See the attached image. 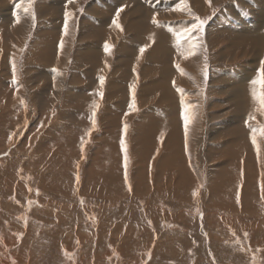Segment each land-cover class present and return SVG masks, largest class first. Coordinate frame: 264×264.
Segmentation results:
<instances>
[{
  "label": "rangeland",
  "instance_id": "374dc122",
  "mask_svg": "<svg viewBox=\"0 0 264 264\" xmlns=\"http://www.w3.org/2000/svg\"><path fill=\"white\" fill-rule=\"evenodd\" d=\"M22 1L0 0V36H2L0 48L5 52L1 55V51L0 56L6 62H0L2 64L0 79H7L9 83L3 88L5 92L0 91V93L7 96L10 103L12 100L25 102L12 113L13 116L8 118L10 124L12 120L15 121V126L6 123V128L3 127L6 132L4 131L0 136V184L4 182L8 186L6 191L0 189V231H11L14 226L22 229L23 231L19 233L11 232V235L18 240L17 246H20L28 235L30 240H35L37 243L41 241L40 245H35H39L40 248L36 249L35 253L39 264L50 262V264H64V261L70 257L79 260L81 253L90 254L92 261L99 260L104 264H264V222L256 210L254 211L256 213L251 215L242 211L248 206L249 209L255 207L259 200L264 203V195L260 198L259 194L260 183L257 182L258 185H254V190H247L242 196L237 190L234 193L225 190L226 185L234 179L235 171L241 172L242 159L248 168L250 166L251 170H255L256 178L264 175L261 174L264 173V152L263 149L260 152V145L257 144L258 138L261 146L264 143V138L262 140L260 138L261 129L254 133L247 126L255 125L257 121L262 120L261 123L264 125V105L262 106L260 100L252 94L255 89L257 96H264V84L252 83L253 80L260 79L261 68H264V31L260 38L259 35L254 36L256 37L254 40L249 35L243 38L232 30H224L238 21L240 15L251 17L252 6L253 4L256 6L259 0L258 3L256 0H211L210 4L208 0H143V2L139 0L141 3L148 1L147 7L150 6V2L154 5L153 8H140V12L135 7L138 0H71V2L32 0L31 5L26 0L30 25L25 34L21 27H13L21 25L20 22L16 24L15 13L26 4ZM168 1L169 4L171 3L170 7L156 8L157 5H163ZM121 7L123 11L119 13L118 22L123 30L113 23L117 19L116 12ZM231 7L235 8L236 12H231ZM217 15H221L223 19L219 23L214 20ZM160 17L167 21L165 27L161 24ZM197 17L207 21L204 31L187 33L185 30L197 23ZM104 22L106 27L103 25ZM65 24L71 30L67 33V35L70 33L69 39L64 33ZM141 28L144 30L142 31ZM12 31L16 36H10ZM162 33L167 35L166 40L169 42L160 44L153 52L158 44L157 36ZM8 36L12 37L11 41L18 38V43L6 47ZM161 37L163 36H159ZM61 40L64 42L63 49L60 48ZM122 42L126 43L121 46ZM170 43L174 48L177 45L176 48L170 49ZM106 44L112 46L110 54L105 51ZM141 48L145 49L143 53L140 52ZM65 49L66 54L62 57ZM189 52L195 54L188 55ZM232 54H239V58ZM12 55L14 57H11ZM193 57L198 62H194L197 64L191 69L192 72L195 70L193 73L197 75L188 82L185 74L177 71V65L185 68L186 71L190 70L188 64ZM12 62L15 63V70ZM109 64L112 69L114 66L113 72H108ZM41 72L47 73L48 76L42 74L40 78L34 76L36 74L38 76ZM57 72H62L64 75L60 89L54 76ZM101 77L104 78V87L108 88L112 100L110 99L111 103H108V98L103 95V105L97 108L100 131H103L102 135L108 140L106 138V141L97 140L96 143H100L98 146L104 149L106 155L100 152L102 155L96 158V161L92 156L90 157L91 153L82 157L79 147L85 143H88L91 150L96 147V145L94 147L95 139L93 142L88 141L90 132L94 129L90 124L91 120L88 119L94 110L92 104L96 98L93 96L97 94V97L99 96ZM244 77L246 80L242 81ZM116 80H122L123 83L125 81V86H118L114 83ZM113 83L114 85H109ZM180 85L185 90L191 91L189 95ZM118 87L121 88V92L115 90L119 89ZM81 88L85 90L81 91ZM51 98L55 105H39L42 101ZM112 101L116 103L123 101L122 109H115ZM133 103L135 106L136 103L141 104L140 110L150 111L152 116L146 112L143 114L144 120L139 118L141 127L145 128L141 131L143 138L152 141L145 140V144L138 147L140 150L137 148V151H134L136 157H140L143 163L138 165L136 170L139 168L143 173L134 174L135 177L132 179L125 176L128 174L125 170L127 160L123 154L124 137L129 129L125 132L123 116L131 114ZM69 112H74L76 117H72L71 120L64 117ZM249 117H254L256 120ZM202 119L205 123L203 125L205 131L200 132L204 134L202 162L197 158V165L199 162L202 168L200 171L203 180L200 181L193 168L191 169L193 157L189 155L191 153L189 150L196 147L193 141L198 138L196 132L202 128ZM112 120H116V123L111 126ZM234 120L237 121L231 126L230 121ZM74 121L75 125L72 123ZM54 122H60L58 124L60 126L52 130L51 125ZM70 125L74 127L68 129L72 127ZM192 127L195 133L190 132ZM234 127H236L235 131H233ZM136 129L134 128L133 131L134 139L139 138L136 132L139 134L140 131ZM254 134L257 136L255 144L252 140ZM232 140L235 142L230 144ZM45 142L50 145L45 147ZM36 143L49 151L46 158L39 159V156H36L32 162L27 156L32 154L33 149L35 150ZM163 144L168 145L166 148H171L170 159L173 164L167 165V171L168 174L176 176L175 185L171 187L170 192L151 198L145 194L153 188L151 177L155 175L150 172V164L156 158L154 157L156 151L161 150ZM57 148L63 159L52 162V151L58 150ZM241 155L244 157L241 158ZM237 159L240 161L238 162ZM91 161L92 163L96 161V165L91 164ZM75 163H81L80 170L76 172ZM63 164L70 170L67 168L62 170ZM103 164L106 172L102 173L100 166ZM64 171L63 177L68 178L70 184L62 179L63 182L57 186L59 195H53L49 187L45 190L41 185L43 176L47 183L49 178L52 179V174H60ZM187 175L189 181H183ZM24 180L30 187L27 194L29 199L26 200L20 196L22 190L19 182L23 183ZM105 184L110 186L104 187ZM10 185H13L12 189L15 186L13 191L18 193L17 197L16 193L9 195L12 191L8 190ZM101 188L105 189L106 193L101 191ZM48 197L53 199V204L69 206L68 203H71L70 206L73 208L66 207L67 211L62 213V218L68 217L69 222L82 226L89 234L88 242L80 244L79 249L75 248L67 253L64 251L65 248L56 251L54 247V238L62 241L65 238L64 233L61 234L62 231L65 229L66 232L72 227L65 224L67 221L60 223L49 220L52 224H48V220L39 219L35 214V216L31 214L33 211L30 206L31 201L37 202L44 208L45 203H41V199L47 202ZM252 198L255 200L252 201ZM10 199L16 203H13V206L18 203L21 210H9L4 206ZM236 200L240 202L237 203ZM85 205L87 213H82ZM55 211L59 213L57 207ZM238 211L240 213H237ZM22 214H27L26 219L22 218ZM30 214L32 216L29 217ZM217 214L222 221H217ZM33 219H38V222ZM43 221L45 223H42ZM22 223H25L24 229L20 227ZM51 226L59 231L54 233V237L47 232L37 238L36 230L41 232L40 230L45 231L47 228V231ZM35 227L37 228L34 229ZM132 232L134 235L130 237ZM2 237H6L5 232H2ZM123 243L126 244L121 250ZM81 246L86 248L83 249ZM13 249L14 247H10L8 250L10 252ZM97 254L103 258L98 259Z\"/></svg>",
  "mask_w": 264,
  "mask_h": 264
},
{
  "label": "bare ground",
  "instance_id": "6f19581e",
  "mask_svg": "<svg viewBox=\"0 0 264 264\" xmlns=\"http://www.w3.org/2000/svg\"><path fill=\"white\" fill-rule=\"evenodd\" d=\"M142 2H143V0H141ZM22 2H26V4H24V5H22L23 6V8H19V9H17V13H15V14H17V16H19V24H21V25H14L13 27L14 28H17V27H21L20 29L24 32V34L27 32V30H28V26L30 25L29 23H30V18H29V13L28 12H25V9H29L28 8V6H27V1L26 0H23ZM55 3V2H54ZM148 3V1H145V3H141L139 0H138V3L136 4V8H138V10L140 9V8H143V7H146L147 9L148 8H153V3H151L150 2V6L149 7H147V4ZM256 3H258L257 2V0H256ZM140 5V6H139ZM170 5H171V3L169 4V1L168 2H164L163 3V5H157L156 6V8H163V7H165V6H167V7H170ZM105 6V5H104ZM162 6V7H161ZM47 7V6H46ZM146 8H145V10H146ZM231 9V12L233 11V13L234 12H236V9L235 8H233V7H231L230 8ZM229 9V10H230ZM14 10V9H13ZM252 14L250 15L251 17H248L247 15L246 16H242V15H240L241 17H239L238 16V21L236 20V22H233L232 23V25H231V27H226V28H224V30H232V31H234V33H239L240 35H241V37H243V36H245V35H249V37H253V39L254 40H256V37H254V36H258L259 35V38H260V35L262 34V32L264 31L263 29H264V0H259V3L255 6V4H253V6H252ZM139 12H140V10H139ZM239 13V12H238ZM143 14H145V12L143 13ZM150 14V13H149ZM240 14V13H239ZM11 16V15H10ZM14 16H16V15H14ZM16 16V17H17ZM123 16V15H122ZM1 17H3V16H1ZM104 17V16H103ZM7 18V17H6ZM15 18V17H14ZM121 18V17H120ZM124 18V17H123ZM161 18V17H160ZM251 18V19H250ZM9 19V18H8ZM17 19V18H16ZM135 19V18H134ZM250 19V20H249ZM12 20V19H11ZM100 20V19H99ZM149 20V19H148ZM161 20H162V22H161V24L164 26V24H166L167 23V21L166 20H164L163 18H161ZM217 23H219V22H221L223 19L221 18V15L219 16V15H217V18L216 19H214ZM105 21V20H104ZM13 22V21H12ZM106 22V21H105ZM105 22L103 23V25H104V27H106L105 25ZM128 22V21H127ZM181 22V20H179V22L178 23H180ZM102 23V22H101ZM135 23V22H134ZM185 23H187V21L185 22ZM225 23V22H224ZM16 24H18L17 22H16ZM150 26V25H149ZM165 27V26H164ZM23 28V29H22ZM113 28V27H112ZM145 28V27H144ZM144 28H141V30L143 31L144 30ZM19 29V32L21 33L22 31ZM11 30V29H10ZM68 30H70L69 29V27H68ZM110 30H111V28H110ZM17 31V30H16ZM150 31V30H149ZM18 32V31H17ZM23 32H22V34H23ZM69 32V31H68ZM70 32H71V30H70ZM151 32V31H150ZM229 32V31H228ZM10 33V32H9ZM264 33V32H263ZM16 33H14L13 31L11 32V35L10 36H12V35H15ZM70 34V33H69ZM67 35V38L69 39L70 37V35ZM238 34V35H239ZM1 35H3L2 33H1ZM122 35V34H121ZM136 35V34H135ZM163 36L164 37V39H163V37H161V38H159V36ZM161 35H159V36H157V40H158V44L155 46V48L153 49V52L154 51H156L157 49H158V46L160 45V44H167L166 42H169V41H167L166 39L168 38L167 37V35L165 34V33H162ZM210 35V34H209ZM10 36H8L7 37V39H8V43L6 44V47H7V45H11V46H13L14 44L13 43H18V38L15 40V41H11V39H12V37H10ZM16 36V35H15ZM235 36H237V35H235ZM263 36V35H262ZM6 37V36H5ZM215 37V36H214ZM2 38V36H0V39ZM159 38V39H158ZM244 38V37H243ZM129 39V38H128ZM247 39H250V38H247ZM210 41V40H209ZM172 42V41H171ZM1 43V42H0ZM43 43V42H42ZM126 42H122L121 43V46H123V44H125ZM174 43H176V42H174ZM244 43V42H243ZM2 44V43H1ZM118 44H119V42H118ZM4 45V44H3ZM113 45V44H112ZM175 45V44H174ZM129 46V45H128ZM173 46V45H172ZM177 46V45H176ZM176 46H175V48H176ZM0 47H2V46H0ZM169 47H170V49H175L174 48V46L173 47H171V43L169 44ZM10 48V47H9ZM12 48V47H11ZM15 48V47H14ZM6 49V48H5ZM16 49V48H15ZM67 49V48H66ZM66 49L63 51V55H62V57L66 54ZM9 50V49H8ZM2 51V49L0 48V52ZM227 51V50H226ZM194 52H196V51H194ZM17 53V52H16ZM124 53V52H123ZM3 54H5V52L4 51H2V53H1V55H3ZM9 54V53H8ZM108 54H110V52H108ZM112 54V53H111ZM195 54V53H194ZM137 55V54H136ZM195 55H197V52H196V54ZM232 55H234L235 57H238L239 56V54H232ZM261 55V54H260ZM119 56V55H118ZM7 57H8V55H7ZM11 57H14L13 55L11 56ZM5 58V57H4ZM114 58V57H113ZM191 58V57H190ZM196 58H197V56H196ZM239 58V57H238ZM0 62H5V60L3 61L2 60V56H0ZM6 59V58H5ZM11 60V59H10ZM194 62H198L196 59H195V57H193L191 60H189V64H188V66H189V68H190V70H191V72H190V70H188L187 69V71H186V69L185 68H183V67H181V66H179V68H177V71L178 72H181V73H184L185 74V78H186V80H188V82L193 78V77H196V75L197 74H195V73H193L195 70H193V72H192V69L191 68H194L195 66H196V64L197 63H194ZM6 63V62H5ZM4 63V64H5ZM13 63V62H12ZM12 63H10V64H12ZM140 63V62H139ZM145 63V62H144ZM60 64V63H59ZM94 64V63H93ZM0 65H2L1 63H0ZM45 65V64H44ZM83 65V64H82ZM87 65V64H86ZM143 65V64H142ZM140 66H141V63H140ZM142 67V66H141ZM78 69V68H77ZM7 70H9V69H7ZM43 70V69H42ZM65 70V69H64ZM86 70V69H85ZM107 70H108V72H113L114 71V66H113V69L110 67V64L107 66ZM110 70V71H109ZM141 70V69H140ZM80 71V70H79ZM155 71H156V69H155ZM7 72V71H6ZM76 72V71H75ZM83 72V71H82ZM40 74H42L43 76H48V74L47 73H44V72H41V73H39V77L37 76V74L36 75H34V76H36L37 78H40ZM52 74H53V72H52ZM86 74H88V73H86ZM149 74V73H148ZM162 74H164V73H162ZM17 75V74H16ZM225 75V74H224ZM235 76L236 75H240V74H234ZM18 76V75H17ZM55 80H56V83H57V85L59 86L58 87V89H60V86L62 85V83H63V80H64V75H63V73L62 72H57V73H55ZM14 77V76H13ZM42 77V76H41ZM220 77V76H219ZM222 78H223V76H221ZM229 77V76H228ZM234 77V76H233ZM242 77H243V75H242ZM54 78V77H53ZM106 78V77H105ZM238 78V77H237ZM236 78V79H237ZM240 79H241V77H239ZM35 79V78H34ZM94 79V78H93ZM115 78H113V80H114ZM154 79V78H153ZM137 80H138V78H137ZM148 80V79H147ZM155 80V79H154ZM244 80H246V77H244L243 79H242V81H244ZM35 81V80H34ZM153 81V80H152ZM15 82V81H14ZM13 82V83H14ZM137 82H139V81H137ZM7 79L5 80H1L0 79V85H1V87H0V91H3L4 89V87H5V85H7ZM114 83H117V85L118 86H122V87H124L125 86V81H124V83H123V81L122 80H119V81H115ZM114 83L113 84H109V85H114ZM127 83V82H126ZM241 83V82H240ZM138 84V83H137ZM151 84V83H150ZM150 84L148 85V86H150ZM177 84V83H176ZM179 84H180V82L178 83V86H179ZM194 84V83H193ZM244 84V83H243ZM8 85H9V83H8ZM27 85V84H26ZM129 85V84H128ZM239 85H241L242 86V84H239ZM54 86V85H53ZM136 86V85H135ZM177 86V87H178ZM182 86H184V85H182ZM180 87H181V85H180ZM242 87H244V86H242ZM241 87V88H242ZM6 88V87H5ZM116 88V87H115ZM119 88V87H118ZM181 88H183V87H181ZM47 89V88H46ZM134 89H136V88H134ZM243 89V88H242ZM245 89V88H244ZM243 89V90H244ZM263 89V88H262ZM19 90H20V88H19ZM19 90H18V92H19ZM85 89L84 88H81V91H84ZM99 90L100 91H98L99 92V98L97 97V95L96 96H93L94 98H96V100H95V102L92 104V107L94 108V110H93V112H95V117H94V119H95V123H93V113L91 112V116H90V118L88 119V120H91L90 121V124H92V126L94 127V129H92V131L90 132V135H89V137H88V141L89 142H93V139H95V143H94V147H95V145H96V147L94 148V149H90L89 147H88V143H85V145H80V147H79V150H80V152L83 154L82 155V157L84 156V155H88L89 156V153H91V155H90V157L92 156V159L93 160H96V158H98V157H100L102 154H100V152H102L103 154H105V151H103L104 149L100 146H98V144H100V143H96L97 142V140L99 139V140H103V139H105L106 138V136L104 135H102V134H104L103 133V131H100V127H99V121H98V119H97V108H99V107H101L102 105H103V100H102V96L100 95V93H103V95H104V97H106V98H108V103H111V101H110V99L112 100V98H111V94L109 95V90H108V88L106 87H104V83L103 84H101V87L99 88ZM115 90H117V91H119V92H121V88H119V89H115ZM183 90L189 95V93L191 92V91H189L188 89H184L183 88ZM54 91V90H53ZM60 91V90H59ZM263 91V90H262ZM3 92H5V91H3ZM36 92V91H35ZM113 92V91H112ZM118 92V93H119ZM105 93H107L106 95H105ZM17 94V93H16ZM19 94V93H18ZM23 94H25V93H23ZM114 94V93H113ZM196 94H198V93H196ZM34 95V94H33ZM38 95V94H37ZM46 95V94H45ZM69 95V94H68ZM19 96V95H18ZM21 96V95H20ZM42 96V95H41ZM56 96V95H55ZM22 97V96H21ZM25 97V96H24ZM58 97H59V95H58ZM114 97V96H113ZM16 98V97H15ZM98 98V99H97ZM13 99V98H12ZM17 99V98H16ZM23 99V98H22ZM35 99V98H34ZM55 100H56V98H54ZM91 99H92V97H91ZM123 99V98H122ZM15 100V99H14ZM40 100H41V98H40ZM40 100H39V102H40ZM116 100H118V97H117V99ZM156 100V99H155ZM194 99H192V101H193ZM37 101V100H36ZM57 101V100H56ZM102 101V102H101ZM160 101H162V100H160ZM217 101V100H216ZM38 102V103H39ZM112 102H114V101H112ZM123 102V101H122ZM122 102H114L113 104L115 105V109H122L121 107H122ZM219 102V101H218ZM25 102H24V100H18V101H13L12 100V102L10 103L9 102V98L7 97V96H5V95H1V93H0V127H1V130H0V136H1V134L3 135L4 134V129H3V127H5L7 124L6 123H8V125H13V126H15V121L14 120H12V122H11V124H10V119H8V118H10V116H13V112L15 111V110H18L19 109V107L20 106H22L23 104H24ZM40 104H46V105H48V106H52V104H54V101L52 100V98L51 99H47V101H42L41 103H39V105ZM55 105V104H54ZM139 105V104H138ZM137 105V103H136V106H135V109H133L132 108V112H131V114L130 115H128L127 113V115H124L123 117H125V118H123L124 119V124H126L127 125V129H129V131L126 133V135H125V137H124V149H125V151L123 152V154H124V156H125V159L127 160L126 161V167H125V170H127V174L128 175H125L127 178H132L133 179V177H135V175L136 174H142L143 172L142 171H140V169L138 168L137 170H136V168H137V166L139 165L140 166V164L142 163V159L140 158V157H136L137 156V154H135V152L134 151H137V148L138 147H140L141 145H144L145 144V140H148V142H150V141H152L151 139H148V138H143V133L141 134V131H143L145 128H142L141 127V125H142V123H141V121H140V118H141V120H142V118H143V114H145L146 112H148L147 114L148 115H151V113H149L150 111H143V110H140V105L138 106ZM43 106V105H42ZM263 106V105H262ZM25 107V106H24ZM196 107H197V105H196ZM113 108V107H112ZM198 108V107H197ZM49 109H51V108H49ZM65 109V108H64ZM150 109V108H149ZM201 109V108H200ZM199 109V110H200ZM118 110V111H119ZM150 110H152V109H150ZM62 111H63V109H62ZM109 111H110V109H109ZM106 112V111H105ZM196 112V111H195ZM38 113V112H37ZM48 113V112H47ZM112 113H113V111H112ZM115 113L117 114V112L115 111ZM114 113V114H115ZM119 113V112H118ZM64 114V113H63ZM135 114H136V119H135ZM156 114V113H155ZM16 115H18V116H20L21 114H16ZM33 115V114H32ZM119 115V114H118ZM111 116V115H110ZM115 116V115H114ZM152 116V115H151ZM64 117H67L68 119H72V117L73 118H75L76 117V115H75V113L74 112H69V113H67L66 115H64ZM107 117H109V114L107 115ZM140 117V118H139ZM214 117V116H213ZM217 117V116H216ZM238 117H240V116H238ZM238 117H236V118H238ZM112 118V117H111ZM139 118V119H138ZM234 118V117H233ZM138 119V120H137ZM145 119V117L143 118V120ZM122 120V119H121ZM230 120H231V118H230ZM238 120V119H237ZM236 120V121H237ZM254 120H256V119H254ZM69 121V120H68ZM123 121V120H122ZM203 119L201 120V124H202V128H199L200 129V131H197L196 132V135L198 136V138L197 139H194V141H193V144L196 146L195 147V149L193 148V149H191L190 148V150H189V155H192V157H193V161H192V164H191V169L193 168V171L196 173V177H199V180L200 181H202L203 179H202V176H201V174H202V172L200 171V169H202V168H200V164H199V162H198V165H197V158L199 159V161L200 162H202V142H203V137H204V134L203 133H200V132H202V131H205V128L203 127V125L205 124V123H203ZM236 121L234 120V121H230V125L231 126H233L235 123H236ZM263 121V120H262ZM262 121H257L258 123H256L255 125L254 124H250L251 125V127H250V125H247V126H249V128L250 129H255L256 131H259L260 129H264V125H262ZM143 122V121H142ZM255 122V121H254ZM53 123V122H52ZM68 123V122H67ZM74 125H75V121L74 122H72ZM112 123V124H111ZM114 123H116V120H112V121H110V125L112 126ZM132 123V124H131ZM58 124H60V122H54V124L53 125H51V129L52 130H54V129H57L60 125H58ZM146 124V123H145ZM264 124V123H263ZM156 125V124H155ZM229 125V126H230ZM70 126H72V127H68V129L69 128H73L74 126L73 125H70ZM137 126V127H136ZM228 126V125H227ZM228 126V127H229ZM62 127V126H61ZM140 127V128H139ZM228 127H227V129H228ZM6 128V127H5ZM134 128H137L136 129V131H140L139 132V134H138V132H136L137 133V137H139L138 139H139V143H138V139H134V133H133V131H134ZM142 128V129H141ZM13 129V128H12ZM65 129V128H64ZM194 127H192V129H190V132L192 133V132H194ZM226 129V128H225ZM232 129V128H231ZM234 130L233 131H235L236 130V127H234L233 128ZM27 131V130H26ZM51 131V130H50ZM127 131V130H126ZM6 132V131H5ZM9 132V131H8ZM56 133V132H55ZM107 133V132H106ZM105 133V134H106ZM135 133V134H136ZM195 133V132H194ZM212 134V133H211ZM229 135V134H228ZM123 137V136H122ZM222 137H224V136H222ZM257 137V136H256ZM214 138H216V137H214ZM234 138H236V137H234ZM260 138H261V140L264 138V134H261L260 135ZM41 139V138H40ZM44 139H45V137H44ZM107 139V138H106ZM106 139H105V141H106ZM122 139V138H121ZM164 139V138H163ZM259 139V138H258ZM257 139V144H259L260 145V152H262V149H263V152H264V143H263V145L261 146V142L259 143V140ZM108 140V139H107ZM137 140V141H136ZM157 140V139H156ZM159 140V139H158ZM212 140V139H211ZM48 141V140H47ZM121 142H123V141H121ZM161 142V141H160ZM235 142V140H232L231 142H230V144H232V143H234ZM104 143V142H103ZM221 144V143H220ZM20 145V144H19ZM46 145H50L49 143H47V142H45V147H46ZM227 145V143L225 144V146ZM32 146V145H31ZM30 146V147H31ZM161 146V145H160ZM168 145L166 144H163L161 147H162V149L161 150H157L156 151V153L157 154H155V156L154 157H156L154 160H153V162H152V164H150V172L151 173H153V175H155V176H152L151 177V185L153 186V188H152V191L149 189V191L148 192H146L145 194L148 196V197H151V198H155V197H159V196H161V195H164V194H166V193H168V192H170V189H171V187L173 186V185H175L174 183V181H175V178H176V176L173 174V175H170V174H168V171H167V165H169V164H173L172 163V161H171V159H170V156H172V152H171V148L169 149V148H166ZM258 146V145H257ZM36 148H35V150L33 149V152H32V154H28L29 156H27V157H29L28 158V160L29 161H32V160H34L35 158L34 157H36V156H39V159L40 158H46L45 156H47L48 155V151H49V149H46L44 146H38L37 145V143H36V146H35ZM52 147V146H51ZM222 147V146H221ZM227 147V146H226ZM256 147V146H255ZM259 147V146H258ZM49 148V147H48ZM58 150H53L52 151V154L51 155H53L52 157H51V160H52V162H55L57 159H59V160H61V159H63L62 157H63V155H61V152H60V150H59V148H57ZM96 149V150H95ZM138 150H140V148H138ZM30 151V150H29ZM256 151V150H255ZM257 153H258V151H256ZM255 152V153H256ZM259 152V153H260ZM79 153V152H78ZM197 153H198V155H197ZM100 154V155H99ZM106 155V154H105ZM257 155V154H256ZM259 155V154H258ZM261 156V155H260ZM242 157H244V155H241V158ZM254 157V156H253ZM263 157H264V154H263ZM65 159V158H64ZM264 159V158H263ZM238 160V159H237ZM97 161V160H96ZM96 161L95 162H93L92 163V161H91V164H94V166L96 165ZM240 160H238V162H239ZM260 161H262V158H261V160ZM33 162V161H32ZM119 162V161H118ZM241 162V166L243 167H241L242 168V170H241V172L239 173V171L238 170H236L235 172H236V174L234 173V179H232L231 181H230V184L229 185H226V187H225V190H228V192H230V193H234L235 192V190H237V191H239V195L240 196H242V193L244 194V192H246L247 190L249 191V190H252L253 188H254V185L255 186H257L258 185V183L257 182H259L260 183V185H261V191H260V198L264 195V175H262V176H260L261 178H256V172H255V170H251L252 169V167H251V169H250V166H249V168H248V166L246 165V162L242 159V161H240ZM76 164V163H75ZM143 164V163H142ZM262 164V163H261ZM88 165V164H87ZM124 165V164H123ZM135 165V166H134ZM148 164H146V166H147ZM240 165V164H239ZM259 165V164H258ZM89 166V165H88ZM92 166V165H91ZM90 166V167H91ZM93 167V166H92ZM148 167V166H147ZM64 168H67V170H70V169H68V167L65 165V164H63V167H62V170H64ZM80 168H81V163H77L76 165H75V167H74V170H75V172L76 171H79L80 170ZM105 168V166H104V164L103 165H101L100 166V171H102V173L103 172H106V169H104ZM123 168V167H122ZM247 169V170H246ZM250 171H249V170ZM262 169V168H261ZM91 172H92V170H90ZM198 171H199V173H198ZM247 171V172H246ZM249 171V172H248ZM252 171H254V172H252ZM238 172V173H237ZM45 173V172H44ZM65 173V171L63 172V173H60V174H52V179L51 178H49L48 180L49 181H47V183H45V178H44V176L42 177V183H41V185L43 186V187H45V190L48 188L49 189V191L51 192V193H53V195L55 194V195H59L60 194V192H59V189L57 188V186H58V184L59 183H61V182H63V180L66 182V183H69V179L68 178H65V177H63L64 174ZM246 173V174H245ZM106 174V173H105ZM135 174V175H134ZM251 174V175H250ZM261 174H264L263 172L261 173ZM107 175V174H106ZM124 175V174H123ZM160 176V177H159ZM166 176H168L167 178H166ZM8 177V176H7ZM68 177V176H67ZM188 175L185 177V179L183 178V181H186V180H188ZM5 178V177H4ZM89 178V177H88ZM7 179V178H6ZM63 179V180H62ZM8 180V179H7ZM40 180L38 181V182H40ZM199 180L197 179V182L199 183ZM71 181V180H70ZM88 181V180H87ZM91 181V180H90ZM160 181V182H159ZM189 181V180H188ZM6 182H8V181H6ZM22 182V181H21ZM21 182H19V185H20V189L22 190V192L20 193V196H23V198L22 199H24V200H26V199H29L28 198V196H27V194L29 193V188L30 187H28V185L26 184L27 182H25V180H24V182L23 183H21ZM159 182V183H158ZM180 182V181H179ZM9 183V182H8ZM11 183V182H10ZM21 183V184H20ZM189 183V182H188ZM13 184H14V182H13ZM70 184V183H69ZM158 184V185H157ZM190 184V183H189ZM66 187H68V185H66V184H64ZM101 185V184H100ZM106 185L108 186L109 184H105L104 185V187H106ZM12 186L13 185H10L9 186V189L8 190H12L11 191V193L9 194V195H12V194H15L16 192H14L13 191V189L15 188V186L13 187V189H12ZM110 186V185H109ZM177 186V185H176ZM195 187V186H194ZM220 187L221 188H223V186L222 185H220ZM7 188H8V186H7V184H5L4 182L2 183V184H0V189L1 190H3V191H6L7 190ZM196 188V187H195ZM198 188V187H197ZM196 188V189H197ZM234 188V189H233ZM249 188H251V189H249ZM44 189V188H43ZM107 189H109V188H107ZM176 189V188H175ZM183 189V188H182ZM199 189V188H198ZM103 189L101 188V191H102ZM184 190V189H183ZM219 190H220V188H219ZM254 190V189H253ZM258 190V189H257ZM104 191V193H106V191H105V189L103 190ZM179 191H182V190H179ZM9 192V191H8ZM7 192V193H8ZM20 192V191H19ZM259 192V191H258ZM2 193H4V192H2ZM31 193V192H30ZM76 193V192H75ZM74 193V194H75ZM5 194V193H4ZM17 194L18 193H16V197H17ZM35 194V193H34ZM8 195V196H9ZM73 195V194H72ZM7 196V197H8ZM14 196V195H13ZM19 196V197H20ZM50 196V195H49ZM168 196V195H167ZM232 196V195H231ZM18 197V198H19ZM37 197V196H36ZM40 197H43V196H40ZM54 197V196H53ZM4 198H6V197H4ZM10 198V197H9ZM33 198V197H32ZM32 198H30V199H32ZM56 198V197H55ZM164 198V197H163ZM166 198V197H165ZM242 198V197H241ZM43 199H45L44 197H43ZM43 199H41V203H45V204H43V205H45L44 206V208L43 207H41L37 202H34V201H31V203H30V206H32V208L33 209H31V210H33V211H31V214L32 215H34L35 217H37V218H39V219H46V220H48L47 221V223L48 224H52V223H50L49 222V220L50 221H58V222H60V223H62V222H65V221H67V222H65V224L66 225H68V226H71L72 225V227H68L69 228V230L68 231H66L65 232V229H64V231H62V233L61 234H63L64 233V236H65V238H63L62 239V237H61V239H62V241L59 239L58 240V238H54L55 240H54V247H55V249H56V251L57 250H61L62 248H65V250L64 251H66L67 253H70L71 251H73L72 249H75V248H78L79 247V245L80 244H84V243H87L88 242V240H89V234L88 233H86L85 231H84V229H83V227L81 228L80 226H78V224L77 225H74V224H72V222H69V220L70 219H68V217L67 218H62V213H64V211H67V209H66V207H71V208H73L72 206H70L71 205V203H68V204H70L69 206L66 204V205H61V204H53V199H50L49 197H48V199L49 200H47V202H46V200L43 202ZM238 199H240V198H238ZM3 200V199H2ZM252 201H254L255 199H251ZM259 200V199H258ZM8 202L6 203V205H4V206H6L9 210H13V209H16V211H18V210H21V208L20 207H18V203H17V205L16 206H13V203L14 202H12L13 200L12 199H10V200H7ZM38 201V200H37ZM55 201H56V199H55ZM231 201V200H230ZM243 201V200H242ZM23 202V201H22ZM57 202V201H56ZM60 203H61V201H59ZM64 202V201H63ZM236 202L237 203H239L240 201L238 200H236ZM204 203V202H203ZM212 203V202H211ZM5 204V203H4ZM14 204H16V203H14ZM22 204H24V203H22ZM64 204H65V202H64ZM79 204V203H78ZM242 204V203H241ZM256 204V203H255ZM20 205V204H19ZM25 205V204H24ZM28 205V204H27ZM26 205V206H27ZM248 205V204H247ZM36 206H38V207H36ZM40 206V207H39ZM120 206V205H119ZM256 206H258L257 208H255ZM17 207V208H16ZM23 207V206H22ZM58 208L59 209V213H56L57 211H55V208ZM78 207V206H77ZM255 207H253V208H251V209H249V206H248V208L247 209H245V210H242L243 211V213H247V214H249V215H251V214H255L256 212H257V214L259 213L260 215H261V219L263 220V222H264V203H263V201H261V200H259L258 201V205L256 204L255 205ZM2 209L4 210L5 208L3 207V205H2ZM25 209V208H24ZM64 209H66V210H64ZM130 209V208H129ZM70 210V209H69ZM80 210H81V208H80ZM121 210V209H120ZM225 210H227V209H225ZM233 210V209H232ZM256 210V212H254ZM86 211V205H85V207H83L82 208V213L84 212V213H87V212H85ZM136 211V210H135ZM151 211V210H150ZM154 212H156V210H153ZM166 211V210H165ZM234 211V210H233ZM236 211V210H235ZM234 211V212H235ZM8 212V211H7ZM15 212V211H14ZM78 212H80L79 210H78ZM124 212V211H123ZM186 212V211H185ZM9 213V212H8ZM74 213H76V212H74ZM237 213H240L239 211L237 212ZM6 214V213H5ZM29 215V217L30 216H32V215ZM66 214H68V213H66ZM89 214V213H88ZM126 214V213H125ZM13 215V214H12ZM16 215V214H15ZM14 215V216H15ZM132 215V214H131ZM218 215V214H217ZM3 216V215H2ZM22 216V218H25V216H27V214H22L21 215ZM77 216V215H76ZM85 216H86V214H85ZM90 216V215H89ZM46 217V218H45ZM71 217V216H70ZM218 218H217V221H222L221 220V218L219 217V215L217 216ZM14 218V217H13ZM32 218H34V217H32ZM31 218V219H32ZM52 218V219H51ZM87 218V217H86ZM26 219V218H25ZM33 220H35V221H37L36 219H33ZM75 220V219H74ZM73 220V221H74ZM79 220V219H78ZM86 220V219H85ZM19 221V220H18ZM41 221V220H40ZM7 222V221H6ZM16 222V221H15ZM31 222V221H30ZM38 222V221H37ZM76 222H78V221H76ZM88 222V221H87ZM114 222V221H113ZM34 223V222H33ZM33 223H32V225H33ZM42 223H45L44 221L42 222ZM259 223H261V225H262V222L261 221H259ZM25 224V223H24ZM24 224L22 223L21 225H20V227L21 228H23L24 229ZM83 224V223H82ZM29 225V224H28ZM80 225V224H79ZM26 226V225H25ZM35 226V225H34ZM37 226V225H36ZM40 226V225H39ZM38 226V227H39ZM48 226V225H47ZM56 226H57V224H56ZM60 226V225H59ZM119 226V225H118ZM15 228V230L13 229V230H11V231H0V264H39L38 263V261L36 260V255H35V253H36V249H38L39 248V245H40V243H41V241L39 242V243H37L35 240H30L29 239V235L27 236V238L25 239V240H23L22 241V243H21V245L20 246H17V244H18V240H17V238L15 237V236H13V235H11V232H16V233H19V232H21V230L22 229H19L17 226H14ZM27 227H29V226H27ZM54 227V226H53ZM52 226H51V229H49V227H48V230L46 231V229H45V231L44 230H40L41 232H39L38 230H36V234H37V238L39 239L40 238V235L41 234H43V233H47V232H49V234L51 235V237H54V233L55 232H57V229H55V228H53ZM62 227H63V225H62ZM62 227H61V229H62ZM65 227V226H64ZM87 227V226H86ZM262 226H260V228H261ZM37 227H35L34 229H36ZM57 228H58V226H57ZM119 228H120V226H119ZM40 229V228H39ZM43 229V228H42ZM61 229H59V230H61ZM94 229V228H93ZM123 229V228H122ZM258 229V228H257ZM23 231V230H22ZM31 231V230H30ZM89 231V230H88ZM91 231V230H90ZM2 232H5V234H6V237H2ZM59 232V231H58ZM57 232V233H58ZM61 232V231H60ZM26 233H31V232H26ZM56 233V234H57ZM104 233V232H103ZM25 234V233H24ZM48 234V235H49ZM116 234H117V231H116ZM136 234L137 233H135V236H136ZM48 235H45V236H47L48 237ZM92 234H90V236H91ZM101 235V234H100ZM134 234H133V232H132V234L130 233V237H132ZM44 236V235H43ZM55 237H57V235H55ZM95 237V236H94ZM101 237V236H100ZM44 238V237H43ZM96 238V237H95ZM103 238V237H102ZM137 238V237H136ZM260 238H262V237H260ZM263 238H264V236H263ZM91 239H92V237H91ZM99 239V238H98ZM29 240V241H28ZM48 240V239H47ZM28 241V242H27ZM30 241H32L31 243H29ZM38 241V240H37ZM100 241V240H99ZM47 242V241H46ZM127 242V241H126ZM29 243V244H28ZM43 243V242H42ZM51 243V242H50ZM36 244H39L38 246H35ZM93 244V243H92ZM124 244H126V243H123V247H121V250H123L124 249ZM46 245V244H45ZM122 245V244H121ZM53 246V245H52ZM90 246V245H89ZM116 246V245H115ZM10 247H14V249L13 250H11L10 252H9V248ZM82 247V246H81ZM119 247V246H118ZM41 248H42V245H41ZM45 248V247H44ZM83 248V247H82ZM84 248H86V247H84ZM83 248V249H84ZM34 249H35V251H34ZM40 249V248H39ZM51 249V248H50ZM50 249H48V250H50ZM54 249V250H55ZM79 249V248H78ZM82 249V250H83ZM91 249V248H90ZM99 249V248H98ZM63 250V249H62ZM77 250V249H76ZM97 250V249H96ZM3 251H5V252H3ZM41 251H43V249L41 250ZM46 251V250H45ZM81 251V250H80ZM93 251V250H92ZM3 252V253H2ZM38 252V251H37ZM77 252V251H76ZM75 252V253H76ZM83 252V251H82ZM90 252V251H89ZM120 252V251H119ZM41 253V252H40ZM62 253V252H61ZM90 253H92V252H90ZM48 254V253H47ZM60 253H58V255H59ZM114 254V253H113ZM94 255V254H93ZM66 256V255H65ZM69 256V255H68ZM72 256V255H71ZM75 256V255H74ZM42 257V256H41ZM49 257V256H48ZM55 256L53 255V258H54ZM97 257H98V259L101 257V258H103L100 254H97ZM37 258H39V256L37 257ZM43 258V257H42ZM47 258V257H46ZM69 258V257H68ZM110 258V257H109ZM50 259V258H49ZM58 259V258H57ZM61 259H63V258H61ZM92 259V256L90 257V254H86V253H81V258L79 259V260H77L76 258H72V257H70V259H68V260H66V261H64L65 263L64 264H104V262H99V260L98 261H92L91 260ZM64 260V259H63ZM95 260V259H94ZM58 261V260H57ZM61 261V260H60ZM113 261V260H112ZM42 262V261H41ZM62 262V261H61ZM77 262V263H76ZM51 263V262H50ZM49 263V264H50ZM43 264V263H42ZM54 264V263H53ZM60 264V263H59ZM62 264V263H61ZM234 264V263H233Z\"/></svg>",
  "mask_w": 264,
  "mask_h": 264
},
{
  "label": "snow or ice",
  "instance_id": "6c2138e0",
  "mask_svg": "<svg viewBox=\"0 0 264 264\" xmlns=\"http://www.w3.org/2000/svg\"><path fill=\"white\" fill-rule=\"evenodd\" d=\"M69 2H71V0H69ZM28 3H29V5H31L32 0H28ZM208 3L210 4L211 3V0H208ZM28 11H29V9H25V12H28ZM120 11H123V7H121L119 10H117V12H116L117 19L114 20L113 23H115L118 28H120L121 30H123L122 26L118 22V17H119ZM33 18H35L34 13H33ZM196 19H197V23L192 24L190 28H187L185 30L187 33L191 34L194 31H199V32L202 33L204 31V27H205V24H206L207 21L206 20H203V19H200L199 17H197ZM16 22L19 23V16H17ZM64 33H65V35H67V33H68L67 24H65V26H64ZM63 46H64V42H63V40H61V42H60V48L63 49ZM111 47H112L111 45H107L106 44L105 45V51L106 52H110ZM193 47H195V45H193ZM144 50H145L144 48H141L140 49V52L143 53ZM193 54H194V52H189L188 53V55H193ZM177 67L179 68V65H177ZM13 70H15V63L14 62H13ZM54 71H58V70H54ZM206 74L207 73L205 72V75ZM103 80H104V78L101 77V84H103ZM173 83L175 84V81H173ZM252 83L254 85L255 84H258V83L264 84V68H261V71H260V79L259 80H253ZM252 94H253V96L255 98H257V99L260 100V102H261L262 105H264V96H257V93H256L255 89H253V93ZM100 95L103 96V93H100ZM133 109H135V104L134 103H133ZM94 117H95V112H93V123H95ZM185 119L187 121V117ZM249 119H254V117H249ZM250 127H251V125H250ZM124 128H125V132H126V130H127V125L126 124H125ZM255 131L256 130L253 129V132L254 133H255ZM260 131H261V134H264V129H261ZM252 140H253V143L255 144L256 143V136H255V134L253 135Z\"/></svg>",
  "mask_w": 264,
  "mask_h": 264
}]
</instances>
